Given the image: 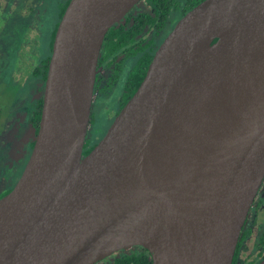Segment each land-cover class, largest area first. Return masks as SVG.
<instances>
[{"label":"water","instance_id":"1","mask_svg":"<svg viewBox=\"0 0 264 264\" xmlns=\"http://www.w3.org/2000/svg\"><path fill=\"white\" fill-rule=\"evenodd\" d=\"M142 0H70L39 129L0 197V264H97L136 246L152 264H232L264 182V0H203L86 155L109 29Z\"/></svg>","mask_w":264,"mask_h":264},{"label":"rangeland","instance_id":"2","mask_svg":"<svg viewBox=\"0 0 264 264\" xmlns=\"http://www.w3.org/2000/svg\"><path fill=\"white\" fill-rule=\"evenodd\" d=\"M66 1L0 0V117L10 113L9 121L0 119V193L14 187L29 159L34 136L29 119L45 88L33 68L49 51ZM109 123L95 122V140Z\"/></svg>","mask_w":264,"mask_h":264},{"label":"trees","instance_id":"3","mask_svg":"<svg viewBox=\"0 0 264 264\" xmlns=\"http://www.w3.org/2000/svg\"><path fill=\"white\" fill-rule=\"evenodd\" d=\"M69 1L70 0H67L60 10V18L62 17ZM202 1L203 0H145L147 10L142 12L138 17H127V20L125 19V22L128 21L127 25L122 26L123 21H121L109 29L103 45V60H108V62L111 63L109 59L114 60L120 51H126L128 57L133 56L134 58L133 69L129 74L126 87V98L128 101L142 85L148 67L160 44L159 41H156L152 37L149 39L147 38L146 34H144L145 27L147 26L146 28H150V30L154 32V35H158L160 31L165 29L166 25L168 26L170 24V20L176 19L177 22V20ZM166 32L167 31H165V33ZM54 33L51 39H49L51 48L53 46ZM140 35L142 36L139 38ZM44 66L45 68L42 76H40L41 74L39 75V71L41 70L35 72V76L41 77L43 81H45L47 77L49 58L45 61ZM42 104L43 97L41 96L38 97L35 102L34 109L29 119V125L34 131V136L30 144L31 149L34 145L35 137L39 129ZM0 119L2 121H9L10 113L6 112L3 114V117H0ZM2 132L0 131V135ZM90 149L91 146H87L85 153H89ZM12 188L13 187L1 192L0 197L7 194ZM97 264H152V258L151 253L147 249L136 246L120 252L116 256L108 257Z\"/></svg>","mask_w":264,"mask_h":264},{"label":"flooded vegetation","instance_id":"4","mask_svg":"<svg viewBox=\"0 0 264 264\" xmlns=\"http://www.w3.org/2000/svg\"><path fill=\"white\" fill-rule=\"evenodd\" d=\"M145 10H147V7L145 6V0H142L121 20L123 21L122 26L127 25L128 21L125 22V19L127 17L129 16L138 17ZM61 18L59 14L58 23L55 26L56 28H55L54 38ZM169 23L170 24L168 26L166 25L165 29L160 31L158 35H154V32L150 30V28H146L147 26L145 27L144 34H146L148 39L152 37L156 41H159V43L161 44L163 40L166 38V36L169 34L171 29L176 24V19L170 20ZM165 31L167 32L165 33ZM142 35H140L139 38ZM51 36H53V34ZM52 48L50 47L49 44L50 54H52ZM49 51L47 52V55L46 57H44V60L42 62L40 61V59H37V65L36 66L34 65L35 68H33L34 75L36 71L41 70L39 71V75L41 74L40 76H42V73L45 68L44 66L45 61L49 58V62H50L51 55L48 56ZM102 52H103V47L101 50L99 63H98V68L100 69V71L97 74L96 83H95L94 100L92 105L89 129L87 132V137L84 147V155L87 154L85 153L87 146H91L90 149L91 151L96 146V144H98V142L104 137L112 122L115 120V118L119 115L123 107L128 102L126 98V93H127L126 87H127L129 74L131 73L134 65L133 56L128 57L126 51H120V53L118 54L117 57L114 58V60L109 59V61H111V63H109L108 60H103ZM105 121L110 122L108 127L104 130L101 138L95 140L94 134H95V128H97L95 122H105ZM90 133L91 135H93V137H91ZM125 250H129V249L120 250L109 257L116 256L118 253L123 252ZM232 264H264V182L249 211L248 217L246 219L245 225L242 229L238 241V245L235 251Z\"/></svg>","mask_w":264,"mask_h":264}]
</instances>
